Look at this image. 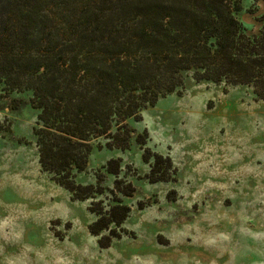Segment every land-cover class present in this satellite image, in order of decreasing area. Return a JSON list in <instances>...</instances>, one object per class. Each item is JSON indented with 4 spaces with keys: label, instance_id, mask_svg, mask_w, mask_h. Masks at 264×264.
I'll return each mask as SVG.
<instances>
[{
    "label": "rangeland",
    "instance_id": "obj_1",
    "mask_svg": "<svg viewBox=\"0 0 264 264\" xmlns=\"http://www.w3.org/2000/svg\"><path fill=\"white\" fill-rule=\"evenodd\" d=\"M240 7L236 18L257 34L264 1ZM29 98L0 99V264H264V101L249 88L187 80L181 96L130 122L152 154L169 159L166 182H150L152 160L143 161L134 141L124 151L96 141L77 181L101 180L107 191L85 201L42 171ZM112 160L117 175L106 170ZM116 180L134 191L116 194L130 212L112 227L120 236L101 248L108 232H89L91 206L108 209Z\"/></svg>",
    "mask_w": 264,
    "mask_h": 264
},
{
    "label": "trees",
    "instance_id": "obj_2",
    "mask_svg": "<svg viewBox=\"0 0 264 264\" xmlns=\"http://www.w3.org/2000/svg\"><path fill=\"white\" fill-rule=\"evenodd\" d=\"M240 6L241 0H0V99L29 93L42 171L73 200L95 199L107 191L102 181H77L94 143L103 139L124 151L134 141L143 161L152 160L150 182H166L169 159L152 154L147 134H135L130 122L159 100L181 96L187 80L247 87L264 101V14L258 33L248 35L236 18ZM112 163L106 170L117 175ZM109 192L108 209L91 206L97 218L89 232H108L101 248L120 236L112 227L130 212L116 194L134 191L116 180Z\"/></svg>",
    "mask_w": 264,
    "mask_h": 264
},
{
    "label": "bare ground",
    "instance_id": "obj_3",
    "mask_svg": "<svg viewBox=\"0 0 264 264\" xmlns=\"http://www.w3.org/2000/svg\"><path fill=\"white\" fill-rule=\"evenodd\" d=\"M47 203V202H46ZM115 259V258H114ZM122 263V262H121Z\"/></svg>",
    "mask_w": 264,
    "mask_h": 264
}]
</instances>
